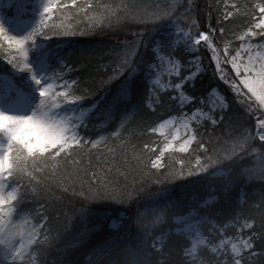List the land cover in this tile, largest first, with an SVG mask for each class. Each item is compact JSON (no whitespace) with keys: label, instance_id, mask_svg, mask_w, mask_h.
I'll list each match as a JSON object with an SVG mask.
<instances>
[{"label":"trees","instance_id":"obj_1","mask_svg":"<svg viewBox=\"0 0 264 264\" xmlns=\"http://www.w3.org/2000/svg\"><path fill=\"white\" fill-rule=\"evenodd\" d=\"M254 1L264 0H239L237 8H241V14L236 16L234 11L230 22L225 21L219 26L239 34L242 29L237 25L254 21L255 12L248 15ZM187 3L188 0H89L87 4L93 5V9L96 5H110L119 7L121 14L127 7L129 14L144 15L137 20H122L121 27L103 25L102 30L89 31L86 23L82 30L84 34L77 31L76 35L61 42L64 46L58 54H62L71 66L68 80L81 78L88 81L82 85L85 89L89 84L97 86L91 94L76 93L84 95L88 100L86 103L94 102L105 93V98H109L122 86L128 88L129 95L119 105L111 122L102 118L90 119L91 113L80 127L79 134L85 144L100 136L107 137L95 149L87 145L81 155H75V149L69 150L73 155L47 152L29 158L24 164L19 180L22 195L17 204L25 212L40 205L46 209L48 238L34 247L44 264H159L161 260L164 264H192L186 256L191 242L185 235H167L161 251L155 250L151 243L163 231L175 227V216H185L193 211L220 228L227 229L237 219L250 221L252 225L246 232L252 239L254 254L249 253L242 264H264V142L254 137L255 120L242 97L240 99L245 102L238 103L227 90V84L220 81L222 87L218 89L224 97H229V110L218 124L213 125L207 120L195 128L196 144L192 150L197 152V157H224L222 166L228 171L227 176H216L212 169L204 176L185 181L162 178L163 173L156 174L150 167L155 151L152 153L143 147L145 143L152 146L154 137L146 126L156 127L180 112L174 102L167 104L169 96L154 110L148 105L149 91L144 98L149 89L147 67L155 58L152 44L172 21H180L190 28L187 17L194 15L202 21L203 31L209 23L208 13L212 15L211 23L215 28L217 18L225 12L220 0H195L194 12L182 6ZM63 4L70 5L71 0ZM172 4L177 5L175 14L155 22L154 30H150L153 21L148 14ZM68 9L73 11L75 8L70 6ZM214 35L219 37L221 34L217 31ZM236 36L230 32L227 38ZM214 42L218 47L222 46L216 40ZM201 51L203 67L207 71L197 76L200 82L193 90L197 95L204 88L216 85L212 77L215 64L211 51L207 47ZM117 54L121 59L128 54L132 62L142 59L144 63L133 76L129 77L126 71L105 87L101 82H107L109 76L116 74L118 62L113 61ZM186 85L190 95L191 85ZM122 120L124 127L121 129ZM117 130L119 139L110 135ZM123 145L127 146V151L121 153ZM228 156L232 157L228 159ZM98 164L100 167H96ZM101 168L106 185L93 177V172H100ZM15 174L19 178L17 172ZM81 191L83 196L79 195ZM211 197L214 200L206 203ZM121 213L127 216L128 224L113 230L110 221Z\"/></svg>","mask_w":264,"mask_h":264},{"label":"rangeland","instance_id":"obj_2","mask_svg":"<svg viewBox=\"0 0 264 264\" xmlns=\"http://www.w3.org/2000/svg\"><path fill=\"white\" fill-rule=\"evenodd\" d=\"M64 1L67 0H58V4H63ZM78 1L80 4L77 5V8L73 9V11L68 9L63 15L67 17L65 23L79 21L77 31H82L85 29L86 23L84 19H81L83 15L77 16L76 13L81 8L87 11L86 7L88 8L87 2L89 0ZM46 2L47 0H28L27 7L21 10L12 7V0H0V20L3 21L11 34L24 35L33 30L37 25L40 19V12ZM220 2L223 4L225 10L233 12L235 10L232 9L231 5L236 4L238 7L239 4V0H220ZM261 2L264 1H254L250 10L252 11L253 6ZM93 11L99 10L94 7ZM254 12L255 20L259 16V10L255 9ZM60 15L57 12L52 17V20L58 22L56 17ZM188 31L189 28L180 21H172L160 34V37L156 39V41L171 39V54L167 48L160 50L156 45L152 49L155 57H164L165 65H167L169 59L179 60L181 63V74L185 77L191 72H196L197 65L201 69L197 73V76L204 72L200 54L202 53L201 50L206 47L203 43L195 48L190 47L192 41L188 40L185 35ZM72 36L38 37L34 47L29 52V62L33 66L37 77L47 81L51 76L57 74L61 77L58 83L62 84L64 80H68L67 75L70 73L69 69H71V66L67 64L65 58L62 54L59 55L58 52L64 46L61 43L63 39H69ZM229 40L231 41L229 56L235 55L236 49L245 43V41L239 40L237 36ZM251 42L253 44L260 43L258 38H252ZM0 44H2L0 46V93L3 92L5 87L4 78H7L15 82L16 90L23 97L20 103H11L0 97V108L13 114H28L34 110L40 99L37 85L33 81L30 72L26 70L19 71V69L9 64V60L12 57L16 58L17 63L23 62V56L19 50L14 46H9L7 41H0ZM222 47L223 45L218 48ZM255 51L260 50L256 49ZM223 56L224 53L221 52V60H223ZM241 57L237 61L239 64L238 75L245 78L240 81V85H242L240 91L243 93L241 97L246 101L243 102L247 104L249 112L252 113L255 120L254 137L264 142V126L260 123V121L264 122V53H248L246 49H242ZM188 61H196V63L189 64ZM64 65H67V67H64ZM184 65H187V67ZM222 66L227 69L226 75L229 78L234 77L235 73L230 64H222ZM152 75V69L148 66L146 71V78L149 85L148 105L154 110L156 106L164 104V100L168 99V96H178V91L173 93L169 85L180 81L175 73L169 75L167 71H163L159 77L160 83L153 86L150 84V81L155 80L156 77H152ZM68 81L71 82L70 80ZM185 84H188V81H185ZM56 90L62 91L63 89L57 88ZM183 91L185 95H188L186 87ZM115 94H120L125 99L129 95V91L126 86L119 87L109 98ZM106 96L107 94L105 93L100 98H105ZM217 96L224 97L219 89H217L216 95L209 93L207 107L203 108L204 112H208L209 108H212L216 115L220 112L219 104L213 107V101L216 100ZM174 103L180 109V112L171 115L167 119L176 117L179 120L183 116H190L195 111L190 101H186L183 106L178 102ZM167 104L169 105L170 103L168 102ZM61 107H66V105H63L61 102ZM87 109L88 107L84 105L85 115L82 118H80V109L75 112L68 110L61 111L59 108L40 110L52 126V140L50 142L46 141L41 146H29L25 142L15 144L12 149L10 162L0 158V264H44L40 256L35 253L34 247L37 243L48 238L47 231L49 228L46 225V209L43 205H40L35 206L31 211L25 212L19 210L17 203L22 195V187L19 183V180H21L20 175L22 176L21 171L24 170V164L29 162V158L31 157H37L47 152H54L55 154L67 152V150L61 149H63L66 139L72 136L73 133H77L80 137V127L86 123L91 114ZM204 121H207L206 117L197 116L193 119L190 122L189 129L180 130L176 134L175 140L172 141L175 147L171 150L165 149L163 153L160 150L163 149L164 143L167 142L165 137L167 136L168 140H171L169 129H164L163 132L158 131L157 133H153L154 137L151 139L152 153L155 151L156 154L153 155L152 160L156 156H160V162L159 166H153L151 160L150 167L155 170L156 174L163 173L162 178L168 177L174 181H185L190 178L204 176L212 169L215 170L214 175L216 176L228 175V171L222 166L224 157L222 159H215L212 155L197 157V152L192 150L196 144V134L193 139L192 132L193 130L195 131L196 126L202 124ZM176 123L177 121H174V125ZM76 125H78V128ZM184 140H190L191 142L187 147L181 149L179 145ZM7 147V136L0 134V157L4 156ZM231 157L228 156L227 158L230 159ZM16 172L19 178L16 177ZM213 200L214 198L212 197L208 198L206 203H211ZM126 220L127 216L121 213L110 221L111 228L113 230L125 228L128 224H126ZM173 223L175 227L168 228L159 235L156 248H160L166 236L171 233L185 235L191 242L190 247L186 250V256L192 264H234V262L242 264L243 259L249 253L254 254L252 253L253 247H249L250 243L253 244L252 239L246 232L252 225L248 220L237 219L226 229L220 228L207 218L199 217L193 211L185 216H175ZM164 262V260H161L159 264H164Z\"/></svg>","mask_w":264,"mask_h":264},{"label":"snow or ice","instance_id":"obj_3","mask_svg":"<svg viewBox=\"0 0 264 264\" xmlns=\"http://www.w3.org/2000/svg\"><path fill=\"white\" fill-rule=\"evenodd\" d=\"M28 5V0H12V7L19 8L21 10L25 9ZM77 0H71V4H58V0H47V2L43 5L42 11L40 12V19L35 26V28L24 35H13L11 32L8 31L7 27L4 25L3 21L0 20V41H7L9 46H14L23 56V62L17 63L16 58L12 57L9 60V64H11L14 68L19 69V71H28L32 75V79L37 85V91L39 93V101L36 104L34 110L39 107V110H47L49 108H59V110L64 111H73L80 109V118L84 117L85 110L84 105H88L87 111L91 112L93 115L90 116V119L93 118H102L103 121L111 122L116 112L117 108L121 103L124 102V97L120 94H115L111 98H97L94 102L86 103L84 95H77V92H84L86 94H91L96 90V87H92L89 84V88H83L84 83H89L88 81L77 78L69 82L68 80H64L62 84L58 83L61 79L60 75L54 74L49 78V80L45 81L43 78L37 77L33 70V66L29 62V52L32 47H34L36 40L40 36L44 37H53V36H69V35H76L77 29L79 27V21L75 23H65L67 19L66 16L63 14L66 12L68 7L76 8ZM187 9L191 10L192 12L195 11L196 4L195 0H188L186 5H182ZM177 5H166L163 10H158L155 13L148 14L153 21L152 29L155 28V22L160 21L162 18L165 17H172L175 14V9ZM232 9L235 10V15L239 16L241 14V8H237L236 4L231 5ZM244 7H247L246 5ZM95 8L99 9V11H93V5H88V10L85 11L84 9H78L76 15L80 16L83 15L85 23L89 26V31L100 28L102 30L103 25H108L109 27L122 26V20H137L140 19L144 13H140L137 15L135 12L129 14L127 7L124 8L123 14L119 7L113 8L110 5H96ZM255 9L259 10V16L255 18L254 21L249 20L247 24L244 25H237V27H241L242 31L240 34H236L232 32V29L228 27H220L219 24L225 21L230 22V18L234 17L233 11L225 10L224 13L220 17L217 18L218 25L217 27H212V15L208 13L207 19L209 21L206 30H201V20H197L194 15H189L187 18L190 22V28L185 35L187 39L192 41L190 47L195 48L198 45L203 43L204 46L211 49L212 56L211 59L215 62V68L212 72V77L216 80V85H210L207 88H204L199 95L195 94L193 91L198 83L200 82V78L197 77V73L201 71L199 66L197 65V71L191 72L187 77L181 74V63L179 60H171L167 61V65L164 64V57H155L149 67L152 69L153 76L156 77L155 80H151L150 84L157 85L160 83L159 77L163 71H167L169 75L175 73L176 77L179 79L180 82L178 83H171L169 88L172 90L173 93L178 91V96H170L169 103L178 102L181 106L184 105L186 101L191 102V106L195 108V111L192 112L190 116H183L177 120L176 117H172L171 119H164L162 123H160L156 127H147V131L149 133H157L163 132L164 129H169V135L171 136V140H168L167 136L165 140L167 141L163 145V149H161V153L165 149L171 150L175 147L172 141L175 140L176 134L180 130H187L190 127V122L195 119L197 116L206 117L208 121H210L213 125L218 124L224 118V113L227 112L230 108V101L229 97H222L217 96L216 100L213 101V107L219 104L220 107V114L219 116L213 112L212 108L208 109V112H204L203 108L207 107V100L209 99V93L212 95H216L217 89L222 87L220 81H224L227 84L228 89L230 90L231 96L237 98L238 103H242L243 101L240 97L243 93L240 91L242 85H240V81L244 80V77L238 75L239 72V64L237 61L241 59V50L246 49L248 53H255L261 52L264 53V2L257 3L253 6L252 11L248 13V15H252V12ZM59 12L61 15L56 17L58 22L52 20V17ZM63 17V18H62ZM149 30V31H150ZM217 31L221 34L219 37H215V33ZM233 35H237V38L241 41H245V43L241 44L240 48L236 49V54L229 56L228 53L230 52V44L231 41L227 38L229 33ZM80 34H84L83 31ZM137 35H140L137 33ZM252 38H258L260 43L253 44ZM216 40L219 44L223 45L222 48L217 47V43H214ZM152 45H156L159 47L160 50H165L166 48L169 50L171 54L172 48V40H158L155 41ZM2 46V44H0ZM259 49L260 51H255ZM223 52V60L220 58V53ZM251 58V57H250ZM159 61V62H157ZM113 62H118V67L116 69V74L109 76L108 81L103 83L108 86L113 80L119 78L123 75L126 71L128 72L129 77L133 76L137 71L140 70L141 64L144 63L142 59L138 62L134 63L131 59L128 58V54H124V58L121 59L120 55L117 54L116 60ZM189 64H194L196 61H188ZM223 65H231V68L234 70V77L229 78L226 75L227 69L222 66ZM187 67V65H184ZM67 67V65H64ZM71 71V69H69ZM204 72L207 69L203 70ZM218 76V79H217ZM52 81V82H49ZM185 81L191 85L190 87V95H185L183 89L187 86ZM247 82V81H246ZM5 87L2 93H0V97L8 100L11 103H20L23 100V97L20 93L16 90L15 82L13 80H9L4 78ZM57 88H62V91H57ZM149 89L146 91L144 98L148 95ZM203 98V100H202ZM227 100V103L225 102ZM103 101V102H102ZM61 102L66 107H61ZM127 116L124 117L126 119ZM23 117L18 114H13L8 111L3 110L0 108V134H4L8 138V147L7 151L5 152L3 157L5 161L10 162L12 149L15 144L21 143L20 139V129H21V120ZM174 121H177L176 125H174ZM262 126H264V122H260ZM78 128V125H76ZM124 127L123 120L120 123V128ZM112 137H116L117 139L120 138L119 130L114 131L110 134ZM193 139L195 138V131L192 132ZM107 139V137L100 136L99 139L89 140L87 144L83 143V138L79 137L77 133H73L72 136L66 139V142L63 145V149L67 150L69 155H73L70 153L69 149H75V155H81L82 151L87 145H91L93 149L96 148L97 145L101 144ZM190 140H184L182 144L179 145L181 149L187 147L190 143ZM144 149L148 151H153V148L150 144L145 143ZM122 151L124 153L127 151V146H121ZM111 151L109 154H111ZM107 162V161H105ZM160 156H156L154 160H152L153 166H159ZM73 165H76V161L73 160ZM7 166V165H6ZM89 167H92L91 162H89ZM96 167H100V165H96ZM104 172L103 168H101L100 172H93V177H95L101 184L107 183V180L104 178L102 173ZM73 194H76L75 192ZM79 195L83 196L84 192L81 191ZM257 235V234H254ZM253 244H249V247H253ZM237 264V262H234Z\"/></svg>","mask_w":264,"mask_h":264},{"label":"clouds","instance_id":"obj_4","mask_svg":"<svg viewBox=\"0 0 264 264\" xmlns=\"http://www.w3.org/2000/svg\"><path fill=\"white\" fill-rule=\"evenodd\" d=\"M20 139L29 146H41L53 138L52 126L39 107L28 114H21Z\"/></svg>","mask_w":264,"mask_h":264}]
</instances>
